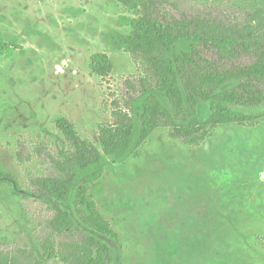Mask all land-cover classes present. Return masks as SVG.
I'll return each mask as SVG.
<instances>
[{
	"label": "rangeland",
	"instance_id": "obj_1",
	"mask_svg": "<svg viewBox=\"0 0 264 264\" xmlns=\"http://www.w3.org/2000/svg\"><path fill=\"white\" fill-rule=\"evenodd\" d=\"M122 17L134 15L119 0H0V43L15 50L11 58L0 56V236L11 246L31 249L45 264H64L45 257L36 240L39 214L51 217L55 210L31 183L46 178L50 168L43 159L49 156L37 155L40 145L59 164L67 163L74 147L56 127L64 117L105 159L97 181L90 178L93 170L69 169L72 184L63 194L68 196L63 206L77 224L92 233L93 219L100 217L117 234L115 242L92 233L109 250L102 264H264V121L256 127L221 126L197 148L169 139L161 128L136 158L130 154L144 124L141 114L160 104L141 101L123 153H105L100 129L114 127L115 109L126 111L125 82L141 76L130 54L115 48L117 35L132 31L121 25ZM209 32L225 37L215 27ZM164 35L169 42L184 37L175 28ZM218 46L201 43L193 56L181 45L167 52L181 89L180 73L193 60L244 52ZM96 53L113 62L107 78L90 70ZM256 85L246 84V95L240 92L255 103L232 108L264 113V87L252 95L247 91ZM183 110L188 116L186 105ZM21 142L31 156L27 163L17 158Z\"/></svg>",
	"mask_w": 264,
	"mask_h": 264
},
{
	"label": "trees",
	"instance_id": "obj_2",
	"mask_svg": "<svg viewBox=\"0 0 264 264\" xmlns=\"http://www.w3.org/2000/svg\"><path fill=\"white\" fill-rule=\"evenodd\" d=\"M119 2L133 13L134 18H121V25L130 26L132 31L128 35L118 34L115 48L130 54L140 68L141 76L125 82L126 111L121 106L115 109L114 127L100 129V142L105 153H123L124 139L136 127L139 117L136 108L141 101H160V104H151L141 114L144 124L130 154L136 158L141 156L140 149L149 136L161 128L168 130L169 139L197 148L213 138L221 126L256 127L264 121V113L249 114L232 108L255 103L253 97L246 99L240 93L243 91L246 95V84H259L247 90L251 95L253 89L264 87V0H244L245 5L234 0H229L228 5L212 0ZM211 27H215L218 34L225 33V37L217 38L215 32H209ZM173 28L182 31L184 37L169 42L164 33ZM213 42L220 48H240L244 52H233L229 57L217 54L213 61L204 63L193 60L180 73L184 90L181 89L177 70L167 52L181 45L184 53L193 56L201 43ZM19 49L23 54V48ZM14 52L13 48L0 43V56L11 58ZM89 67L100 78H107L113 72V62L105 53L94 54ZM184 105L188 108V116H183ZM56 127L74 149L67 163L59 164L60 161H56L43 145L37 148L38 156H49L43 159L45 163L50 160V168L46 178L32 179L31 183L39 198L55 212L51 217L42 212L39 214L36 240L44 256L51 260L60 259L64 264H102L109 256V250L92 233L106 235L115 242L117 234L100 217L93 219L92 233L77 224L71 211L63 206L68 200L63 194H68L72 184L69 169L78 166L93 170L90 178L97 181L104 172V156L93 143L79 137L74 123L67 118H59ZM17 158L21 163L31 161L22 142ZM124 159L119 156L116 160L123 162ZM0 264L45 263L31 249L11 246L7 237L0 236Z\"/></svg>",
	"mask_w": 264,
	"mask_h": 264
}]
</instances>
